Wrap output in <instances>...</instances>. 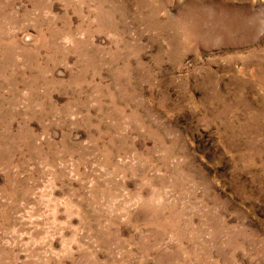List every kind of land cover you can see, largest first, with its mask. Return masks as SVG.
Here are the masks:
<instances>
[{"label": "rangeland", "instance_id": "obj_1", "mask_svg": "<svg viewBox=\"0 0 264 264\" xmlns=\"http://www.w3.org/2000/svg\"><path fill=\"white\" fill-rule=\"evenodd\" d=\"M0 264H264V0H0Z\"/></svg>", "mask_w": 264, "mask_h": 264}]
</instances>
